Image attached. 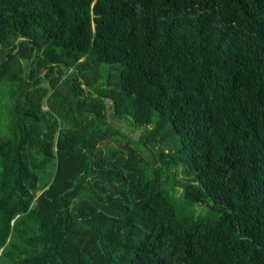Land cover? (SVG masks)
<instances>
[{
  "label": "trees",
  "instance_id": "1",
  "mask_svg": "<svg viewBox=\"0 0 264 264\" xmlns=\"http://www.w3.org/2000/svg\"><path fill=\"white\" fill-rule=\"evenodd\" d=\"M3 81L0 264H264V0H0Z\"/></svg>",
  "mask_w": 264,
  "mask_h": 264
},
{
  "label": "rangeland",
  "instance_id": "2",
  "mask_svg": "<svg viewBox=\"0 0 264 264\" xmlns=\"http://www.w3.org/2000/svg\"><path fill=\"white\" fill-rule=\"evenodd\" d=\"M21 66L25 67L24 61L21 62ZM99 71H100L101 75L106 78L105 80H110L112 83H114L115 81L118 80V76H119L118 66L114 67L113 69H111L109 66H103L99 69ZM71 72H72V70H67V69L64 70L65 75H68ZM105 80H100V82L105 81ZM43 86L50 89L49 82L47 80H44ZM83 88H85V93L88 96H91L94 94V89H92L91 87L84 85ZM110 89L113 90L114 92L116 90L114 87H111ZM12 91L13 90L10 87V85L7 83V81H3L0 84V97H1L0 102L5 104V105H8L10 103L9 97L12 94ZM51 94H52V92H51ZM111 103H112L111 100L107 101V104L109 106L108 110H109V117H110V123H109L110 128L108 130V134H109V141L108 142L113 147L114 146L118 147L120 144H124L127 139L131 140L132 146L135 147L136 149L141 148L140 151H141L142 156L144 157V159L146 160V162L148 164L152 165L153 154H156L157 150H154L152 148H145V147L141 146L139 139L144 134L143 129L140 128V129L134 130L131 127L125 126L121 120L116 119L114 117L113 110L111 108ZM47 106H48V104L46 102H44L43 107L45 110H48ZM0 107H1V105H0ZM0 119H1V117H0ZM60 126L64 127V124H62L61 121H60ZM130 144H131V142H129V145ZM168 144H170V142ZM170 180L172 183L174 182L173 177L170 178ZM175 190L177 191V193L181 194L180 189L175 188ZM202 207L203 206H201V205L196 206V208L201 210V212L206 211V210H203ZM1 264H3V263H1Z\"/></svg>",
  "mask_w": 264,
  "mask_h": 264
}]
</instances>
